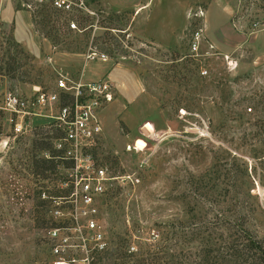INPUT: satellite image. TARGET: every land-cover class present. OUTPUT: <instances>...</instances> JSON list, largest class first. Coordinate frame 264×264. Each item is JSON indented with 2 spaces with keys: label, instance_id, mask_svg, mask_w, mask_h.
Returning a JSON list of instances; mask_svg holds the SVG:
<instances>
[{
  "label": "rangeland",
  "instance_id": "rangeland-1",
  "mask_svg": "<svg viewBox=\"0 0 264 264\" xmlns=\"http://www.w3.org/2000/svg\"><path fill=\"white\" fill-rule=\"evenodd\" d=\"M94 7L99 26L80 15L81 31L67 27L71 12L52 8L30 15L28 30L14 32L0 19V78L13 89L53 87L60 73L110 75L117 84L101 112L97 154L119 177L99 201L108 248L91 251L93 263L127 264L108 252L127 243L144 254L191 213L212 214L211 204L226 220L240 214L264 239V126L252 123L264 111L247 108L264 94V0H98ZM199 27L194 53L189 42ZM41 144L49 145L41 130L14 134L0 116V264H50L48 229L69 221L66 162L37 170L35 159L52 152Z\"/></svg>",
  "mask_w": 264,
  "mask_h": 264
},
{
  "label": "built area",
  "instance_id": "built-area-1",
  "mask_svg": "<svg viewBox=\"0 0 264 264\" xmlns=\"http://www.w3.org/2000/svg\"><path fill=\"white\" fill-rule=\"evenodd\" d=\"M11 1L33 16L51 8L71 12L74 17L66 20L69 29L83 30L76 19L80 15L91 17L93 28L99 26V11L94 7L98 0ZM201 38V28L194 29L189 42L192 52L198 53ZM98 55L107 56L105 52ZM224 55L227 62L231 60ZM201 72L207 73V69ZM2 77L0 116L10 120L14 134L32 127L41 130L53 148L52 152L45 150L42 157L66 162L63 186L68 193L63 201L70 216L69 221L48 229L53 254L50 264H94L91 251L108 248L97 218L99 201L119 177L107 163L100 162L97 154L104 139L101 112L113 100L117 84L110 75L87 79L60 73L53 87L33 83L28 92H23L13 89ZM126 148H131L130 143ZM78 250L83 251L81 256L76 254Z\"/></svg>",
  "mask_w": 264,
  "mask_h": 264
},
{
  "label": "trees",
  "instance_id": "trees-1",
  "mask_svg": "<svg viewBox=\"0 0 264 264\" xmlns=\"http://www.w3.org/2000/svg\"><path fill=\"white\" fill-rule=\"evenodd\" d=\"M263 95L255 98L247 108L256 110L260 105L264 111ZM259 122L264 126V119L259 116L252 123ZM40 148L53 151L50 144L45 148L41 144ZM35 164L37 170L55 166L52 158L42 156L35 159ZM211 205V210H216L212 214L193 212L178 223V230H163V242L149 247L144 254L143 250H131L127 243L126 246L121 243L108 255L115 253V257L125 259L120 263L127 264H264V239L248 231L240 214L226 220L219 214L222 213L219 207Z\"/></svg>",
  "mask_w": 264,
  "mask_h": 264
},
{
  "label": "crops",
  "instance_id": "crops-1",
  "mask_svg": "<svg viewBox=\"0 0 264 264\" xmlns=\"http://www.w3.org/2000/svg\"><path fill=\"white\" fill-rule=\"evenodd\" d=\"M0 19L4 23H13L14 32L28 30L32 22L30 14L11 0H0ZM18 39L27 44V37Z\"/></svg>",
  "mask_w": 264,
  "mask_h": 264
}]
</instances>
